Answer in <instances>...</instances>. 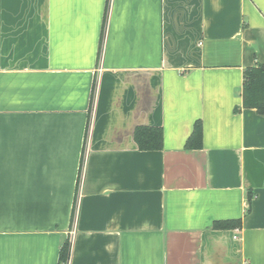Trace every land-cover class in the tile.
<instances>
[{
	"label": "crops",
	"instance_id": "1",
	"mask_svg": "<svg viewBox=\"0 0 264 264\" xmlns=\"http://www.w3.org/2000/svg\"><path fill=\"white\" fill-rule=\"evenodd\" d=\"M258 63L264 0H0V264H264Z\"/></svg>",
	"mask_w": 264,
	"mask_h": 264
},
{
	"label": "trees",
	"instance_id": "2",
	"mask_svg": "<svg viewBox=\"0 0 264 264\" xmlns=\"http://www.w3.org/2000/svg\"><path fill=\"white\" fill-rule=\"evenodd\" d=\"M242 105L245 108H256L264 113V64L258 63L244 71L242 89ZM134 139L140 150H160L163 148V129L155 126H137ZM203 147V125L196 121L192 134L186 142L187 149H200ZM252 198H250L251 205ZM241 225L240 220H227L219 224L222 228H233ZM71 253V241L66 239L63 243L59 263H66Z\"/></svg>",
	"mask_w": 264,
	"mask_h": 264
}]
</instances>
